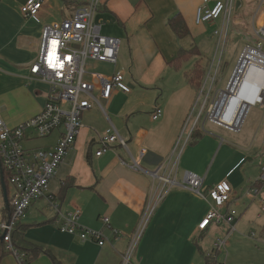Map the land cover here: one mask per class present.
<instances>
[{
    "label": "crops",
    "instance_id": "crops-1",
    "mask_svg": "<svg viewBox=\"0 0 264 264\" xmlns=\"http://www.w3.org/2000/svg\"><path fill=\"white\" fill-rule=\"evenodd\" d=\"M26 1L0 0V117L9 126H16L42 108L48 84L30 79L29 66L37 57L44 24L69 16L74 8L73 4L66 5L65 0H42L38 14L28 17L20 10ZM200 2L100 0L98 18L95 19L103 21L102 27L106 25L103 34L119 38L120 45L117 62L99 63L97 68L100 74L107 75L123 71L131 90L125 93L116 90L109 100L100 99L107 114L96 105L82 113L83 126L74 145L56 169L44 196L33 201L20 220L25 227L24 238L45 251L30 260H21L24 251L8 250L0 255V264L120 263L157 183L149 172L171 154L198 95L199 90L189 83L186 72L194 68L196 61L202 64L201 48L205 38L208 34L215 35L214 30L222 24L221 17L195 23ZM213 4L209 3L210 6ZM233 12V25H242L243 16H248L253 34L254 21L261 22L264 18V0H234L231 15ZM177 13L189 30L180 38L168 25V19ZM101 30L103 32V28ZM181 49L193 53L176 67L174 60ZM193 57L192 63L183 67L184 62ZM208 73L209 70L206 77ZM212 86L210 83L207 88L205 84L203 92L206 88L207 96L215 98L220 88L213 91ZM155 104L162 109L158 119L152 118ZM110 124L127 140V147L113 144L111 150L97 156L98 137ZM263 131L264 112L256 132ZM203 132L199 140L187 142L183 147L177 173L180 185L172 187L153 210L129 264H204L202 254H208L213 248L202 250L199 240L214 224L203 230H199L198 224L211 201L197 196L183 185L185 171L202 177L203 191L226 181L231 187L229 205L239 211L233 222V231L255 228L260 236H264V214L260 210L264 182L257 181L264 163L260 164L259 172L255 166L241 171L246 160H253L249 165L254 164V157H246L241 151L234 150L233 161L216 163L225 145L219 144L214 135ZM60 133L61 129L54 131L51 134L53 139L43 147L54 146ZM140 148L145 149L139 159L143 170L121 163L122 159L130 161L129 154L139 156ZM252 183L260 188L255 199L242 195ZM75 209L80 210L77 220L80 224L101 231L105 237L103 245L90 240L81 241L58 229L61 215ZM9 211L10 206L5 208L0 183V223L8 217ZM103 217H108L107 223L103 222ZM253 239L260 241L256 234ZM260 246L264 250V244ZM218 252V263L231 264L228 252Z\"/></svg>",
    "mask_w": 264,
    "mask_h": 264
},
{
    "label": "built area",
    "instance_id": "built-area-1",
    "mask_svg": "<svg viewBox=\"0 0 264 264\" xmlns=\"http://www.w3.org/2000/svg\"><path fill=\"white\" fill-rule=\"evenodd\" d=\"M210 2L214 3L213 6L209 5ZM233 4L234 0H201L196 9L195 23L201 24L221 17L222 24L214 30V34L217 36L218 42H224L229 30ZM99 5V0H83L82 4L73 8L69 16L44 24L38 54L29 66V73L30 79L48 84L45 102L35 115L16 126H9L0 117V166L3 174L4 171L6 173L10 206L8 217L0 223V228L4 235L3 240L6 248L13 252L16 250L11 243V233L15 225L25 216L32 202L44 196L56 169L68 150L74 145L76 136L83 126L82 113L96 105L107 114L100 99L109 100L116 90L124 93L131 90L125 82L124 72L121 70L109 75L92 73L90 80L84 78L88 59L100 63L115 64L117 62L120 40L117 37L101 33L103 21L94 17ZM41 7L42 0H27L20 10L24 16L34 17ZM253 35L255 43L253 45L246 44L241 49L225 88L217 91L212 102L205 106L209 120L234 131L241 129L251 107H264V18L261 22L254 21ZM219 64V60L217 64L213 61L210 66L206 80L211 79V84L215 80ZM213 68L212 76L211 69ZM232 81L234 83L227 95L226 102L238 92L242 97L241 102L245 106L242 121L233 125L223 124L213 117L218 99ZM161 114V107L155 104L152 118L158 119ZM201 114L202 109L197 118ZM189 116L171 154L161 165L149 172L157 183L150 192L148 208L132 233L119 264L130 263L153 210L172 187L180 185L177 180L179 156L195 126L193 125L190 130L186 127ZM59 129H61V133L56 144L52 147L23 145L24 142L38 137H48ZM97 143L98 150L95 153L97 156L111 150L113 144L127 147V140L113 124H110L98 137ZM144 152L145 149L140 148L139 156L135 157L129 154L130 161L122 159L121 163L136 170H143L139 159ZM257 181L264 182V165ZM202 183L203 179L198 174L190 171L184 172L183 185L197 196L211 201L198 228L203 230L210 224L229 225L226 232V236H228L235 229L233 222L237 214L234 207L229 205L232 199L231 187L226 181H221L203 191ZM259 192V186L252 183L242 195L249 199H255ZM260 210L264 214V197L260 199ZM79 214L80 210L75 209L61 215L58 229L81 241L90 240L103 245L105 237L101 231L80 224L77 221ZM102 220L107 223L109 219L103 217ZM115 231L118 233L117 230ZM226 236L217 237L213 248L225 251ZM250 236L254 238L255 233L252 232Z\"/></svg>",
    "mask_w": 264,
    "mask_h": 264
},
{
    "label": "rangeland",
    "instance_id": "rangeland-1",
    "mask_svg": "<svg viewBox=\"0 0 264 264\" xmlns=\"http://www.w3.org/2000/svg\"><path fill=\"white\" fill-rule=\"evenodd\" d=\"M96 13L95 18H98V13ZM243 17L244 21L242 25H233L235 18V13L233 12L230 19V27L224 42H218L217 36H212L211 34H208V37L205 38L206 40L204 42L203 48H201V52L202 64L205 66V68H207L206 73L209 70L214 56L216 58V60L214 58L215 63L217 64L218 60L220 63L215 74L213 86L211 87V90L213 89V91H216L215 88H225L227 82L230 79V75L234 70L233 66H235V61L237 60L241 49L246 44L253 45L255 43V37L251 31L250 19L248 16ZM102 28L103 32L101 30V33H106V25H104ZM210 30L211 28L209 31ZM194 59L195 58L193 57L192 60L184 62L183 67L187 68L188 63H192ZM99 63L100 62H96L91 59L87 60L85 66L86 72L84 74L85 79L90 80L92 73H99L97 68ZM213 70L214 68L211 69L212 76ZM210 83L211 79L205 83L208 86L207 88H209ZM203 88L204 86L200 88L194 101V105L186 127H188L190 130L193 125H198L206 133L214 135L218 139L219 144L223 143L225 145L218 155L219 159H217L216 163L233 161L235 154H233L232 150L241 151L244 153V155H246V157H254V164L249 165L250 163H253V160H246L248 163H243L240 170L243 171L247 168L250 169V167L255 166L259 172L260 164L264 163V131L260 133L256 132V130L261 122V119L263 118V106L251 107L242 123L241 129L239 131H234L223 127L221 124L215 123L207 118L205 106L212 102L213 96L212 98H210L209 95L207 96V89L205 88V91L203 92ZM201 109L202 114L199 118H197ZM52 139V135H49L48 137H38L29 142H24L23 145L43 147L47 145ZM261 171L262 166L260 167V174ZM234 209L237 213L236 216H238L239 211H237V208ZM228 229L229 225H224L223 227L215 225L212 226L211 229L199 240V245L202 247L201 249L207 251L208 249L213 248V243L217 236L225 237L226 234L224 232L228 231ZM251 232L256 234V239L260 240L259 242L249 236L248 233ZM256 232L257 230L255 228H237L235 232L232 231V234L230 233L228 236H226L227 243L225 246V252H228L229 259L232 260L231 264H264V250H262L263 246H260L264 244V236L263 234L260 236L259 233ZM259 246L260 248H258Z\"/></svg>",
    "mask_w": 264,
    "mask_h": 264
},
{
    "label": "trees",
    "instance_id": "trees-1",
    "mask_svg": "<svg viewBox=\"0 0 264 264\" xmlns=\"http://www.w3.org/2000/svg\"><path fill=\"white\" fill-rule=\"evenodd\" d=\"M66 5L73 4L74 7L80 5L83 3V0H65ZM168 25L172 29V31L180 38L189 33L188 27L183 20L182 16H180L178 13L174 14L172 17L168 19ZM193 52H188L186 50H179L177 57L174 60V65L178 67L180 63L190 57V55ZM206 71L207 68H205L204 65L200 64L199 61H196L194 63V68L190 72H186V78L189 81V83L197 90H200L202 86H205L206 80ZM204 134L203 129H201L198 125H195L191 135L189 137L188 142L189 143H195L197 140H199L202 135ZM4 181L7 186V193H8V183L6 178V173L4 171ZM24 226L21 225V221L18 222L14 230L11 233V243L12 246L19 250L24 251L25 254L22 255V260H30L32 258H35L37 255H39L41 252L45 251L42 247L33 244L29 241H27L24 238ZM3 245L6 246L4 240L0 241V255H3L5 251H8V249ZM219 255L218 250L215 248L211 249V251L208 254H202L204 259V264H219L217 261V256ZM26 257V258H25Z\"/></svg>",
    "mask_w": 264,
    "mask_h": 264
},
{
    "label": "bare ground",
    "instance_id": "bare-ground-1",
    "mask_svg": "<svg viewBox=\"0 0 264 264\" xmlns=\"http://www.w3.org/2000/svg\"><path fill=\"white\" fill-rule=\"evenodd\" d=\"M241 100L242 97L237 92L229 101H225L222 105L220 103L216 104L213 117L223 124L233 125L240 123L245 111V106Z\"/></svg>",
    "mask_w": 264,
    "mask_h": 264
},
{
    "label": "water",
    "instance_id": "water-1",
    "mask_svg": "<svg viewBox=\"0 0 264 264\" xmlns=\"http://www.w3.org/2000/svg\"><path fill=\"white\" fill-rule=\"evenodd\" d=\"M237 4H238V1H237ZM233 83L234 81L231 82V84L229 85V87L225 90H223V94L221 95L220 99H218V103H220L221 105L227 100V95L230 93V89L231 87L233 86ZM0 183H1V189H2V192H3V200H4V203H5V208L8 209L9 208V200H8V195H7V186H6V183L4 181V174H3V170L0 166ZM3 234L0 235V241L3 240Z\"/></svg>",
    "mask_w": 264,
    "mask_h": 264
}]
</instances>
